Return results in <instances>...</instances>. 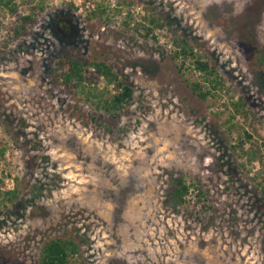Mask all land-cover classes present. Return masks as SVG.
Listing matches in <instances>:
<instances>
[{
    "label": "rangeland",
    "instance_id": "1",
    "mask_svg": "<svg viewBox=\"0 0 264 264\" xmlns=\"http://www.w3.org/2000/svg\"><path fill=\"white\" fill-rule=\"evenodd\" d=\"M66 50L128 101L65 80ZM53 238L71 264H264V0H0V264Z\"/></svg>",
    "mask_w": 264,
    "mask_h": 264
},
{
    "label": "trees",
    "instance_id": "2",
    "mask_svg": "<svg viewBox=\"0 0 264 264\" xmlns=\"http://www.w3.org/2000/svg\"><path fill=\"white\" fill-rule=\"evenodd\" d=\"M23 20L29 19V17H22ZM65 59L62 60L58 67L62 68V64H67V68L62 76L65 80L70 81L72 79H82V70L85 69L88 65L94 66V69L99 74H104L112 77V79L116 83V89L118 92L113 94L111 97V107L114 109L121 108L123 103L127 102L130 98V89L128 86L123 85L120 80L113 74H111L110 67L103 63H96L94 61L90 62L85 59L83 56L73 53L72 50H66ZM185 53V51H183ZM191 53V50L189 51ZM199 68L205 69L207 65L205 63L199 62L197 64ZM193 89H197L199 87L198 84L192 86ZM201 97L204 96V92L199 93L197 95ZM188 191V186L181 179H176L169 185L168 196L170 199L175 200L176 202H180L184 200V196ZM76 252V244L71 241H67L63 238H53L47 240L43 247L40 249V258L39 264H71L69 263L68 258L75 254Z\"/></svg>",
    "mask_w": 264,
    "mask_h": 264
}]
</instances>
